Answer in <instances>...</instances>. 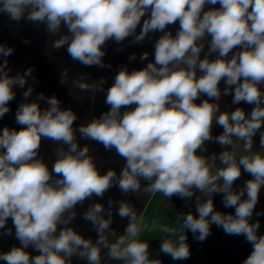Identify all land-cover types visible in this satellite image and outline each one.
<instances>
[{"label": "clouds", "instance_id": "obj_1", "mask_svg": "<svg viewBox=\"0 0 264 264\" xmlns=\"http://www.w3.org/2000/svg\"><path fill=\"white\" fill-rule=\"evenodd\" d=\"M0 15L17 25H43L54 38L50 50L65 49L74 63L102 69L112 68L104 61L109 42L123 51L129 38L138 44L151 40L150 33H161L153 45L154 59L144 51L139 59L146 65L131 71L120 66L106 89L105 77L91 80L83 72L71 77L70 68L61 70V84L71 82L93 100L102 92L108 106L78 126V114L63 108L56 95L41 92L30 99L34 69L11 75L8 57L15 48L0 43V119L10 111L14 89H24L15 112L20 127L0 128V237H12L14 229L19 241L0 251V261L163 264L152 256L149 242L139 238L148 226L128 200L109 196L106 205L93 202L78 212L86 201L103 200L115 187L126 197L160 193L187 203L195 198L198 215L176 214L178 227L152 222V231L164 234L159 252L172 260L190 258L187 231L204 242L214 224L251 245L242 264H264V234L259 220L253 222L254 213L264 214L255 211L264 188V151H253L257 134L264 150V0H0ZM177 22L173 35L169 26ZM136 59L135 53L128 57L129 62ZM228 95L234 105L254 107L250 113L240 107L222 111L219 102ZM214 125L223 129L219 135L212 134ZM234 139L248 155L237 158ZM44 140L57 145L51 167L40 155ZM81 140L114 150L124 161L119 173L111 167L101 173L90 144ZM208 142L223 149L211 155L212 163L204 154ZM242 171L251 178L237 188ZM215 194H223L224 207L234 208V214L215 209ZM114 212L128 221L123 234L112 227ZM78 216L96 233L95 240L73 225Z\"/></svg>", "mask_w": 264, "mask_h": 264}, {"label": "water", "instance_id": "obj_2", "mask_svg": "<svg viewBox=\"0 0 264 264\" xmlns=\"http://www.w3.org/2000/svg\"><path fill=\"white\" fill-rule=\"evenodd\" d=\"M219 5H216L218 7ZM179 28V23L169 26V30L173 35ZM139 31V28L137 29ZM161 33H150L151 40L146 39L144 42L138 44H131V38L126 40L123 51H117L120 45L109 42L105 51L104 57L105 63L112 65L111 69L99 68L96 66L85 67L78 63H74L67 55L65 49L58 51L50 50V41L54 39L49 37L44 32L43 25H33L22 21L19 25L10 22L6 15H0V43H6L10 47L15 48L13 55L8 57L9 67L12 69L11 75H15L17 72H23L27 68L32 67L34 69L33 75L36 78V82L33 85L34 91L31 100H34L36 96L43 92L46 96L56 95L61 100V106L63 108H72L79 116V119L75 122L78 126L81 123H85L93 116H99L102 112L107 111L108 106L104 103V93H97L95 99H91V93L80 92L78 89L71 86V82L68 85L60 83V72L64 67L70 68V76L76 77L80 73L90 74L91 80H98L101 77H105L107 83L105 89L113 83V78L120 66L127 65L129 71L133 69L143 68L148 61H141L139 56L144 52H149V60L154 59V42L159 38ZM24 38H28L30 43L24 44L22 41ZM210 39V38H209ZM207 51V47L205 48ZM135 53L137 59L129 62L128 57ZM204 53H201L203 58ZM210 58H215L213 54ZM201 73H197L199 76ZM29 84H32L31 78H29ZM224 86V82L221 81L220 87ZM16 98L10 102V111L2 119H0V128L4 126L19 128L20 126L15 123V112L20 102H22V93L24 89L15 88ZM41 108L45 107L43 102H40ZM79 138V134H78ZM81 145L88 143L91 146V152L96 159V163L101 173L107 171L108 168H114L117 173L121 170L124 161L115 154V151H105L102 145L93 141L81 140ZM57 147L51 141H42V147L40 155L49 163L51 167L52 162L55 159L54 149ZM111 196L114 200H128L137 209L140 219L143 217L150 201L154 194H132L124 196L117 188L113 187L107 192L103 200L93 198L90 201H86L83 206L78 207V212H83L87 208L89 203L100 202L106 205L108 197ZM128 221L127 219H121L119 216H113L112 227L117 230L119 234H123ZM73 225L81 232L86 238L91 237L96 239V233L91 230V226L81 219L79 216ZM11 220L8 222V227H11ZM19 246V241L14 238V229L12 237H0V251H8L13 246ZM32 255H36L33 249H27ZM108 261V260H107ZM106 261V263H107ZM0 264L4 262L0 261ZM74 264H85L84 261L75 260Z\"/></svg>", "mask_w": 264, "mask_h": 264}, {"label": "flooded vegetation", "instance_id": "obj_3", "mask_svg": "<svg viewBox=\"0 0 264 264\" xmlns=\"http://www.w3.org/2000/svg\"><path fill=\"white\" fill-rule=\"evenodd\" d=\"M224 86H221L223 89ZM206 97H201L205 99ZM200 101H197L199 103ZM220 108L222 111H232L237 107L243 108L246 112H251L254 105H249L241 102L239 105L232 104V96H222L220 100ZM223 129L214 125L212 128V134L214 136L219 135ZM235 148L232 149L237 154V158L240 155H248L243 151V143L241 141H236L234 139ZM259 135L254 138V148L253 151H264L259 149ZM223 149L218 143L208 142L207 151L204 153L209 158V163L211 161V155L216 153L217 155ZM216 168L221 165L219 160L215 161ZM249 174L242 171L241 177L235 182V187L240 188L244 185L245 181L250 179ZM154 196L157 199V204L159 208L162 209L170 220L175 221L176 214L192 212L194 215H198L195 209V198L187 203L179 197L173 196L170 200L165 199L162 194L156 193ZM153 196V197H154ZM223 194H215L213 197L214 206L217 211L222 213L234 214V208H225L222 203ZM153 199V198H152ZM152 201V200H151ZM150 201V202H151ZM256 212L264 213V188L261 189L259 196V203L256 205ZM144 217V215H143ZM142 217V218H143ZM259 220L260 222V233L264 234V214L256 216L253 215V222ZM178 227V225H176ZM187 242L190 246V258L184 260L185 264H242L243 260L250 254L251 245L245 240L243 236H230L224 233L222 228L216 225L211 226V234L204 242L197 241L190 231H187Z\"/></svg>", "mask_w": 264, "mask_h": 264}, {"label": "trees", "instance_id": "obj_4", "mask_svg": "<svg viewBox=\"0 0 264 264\" xmlns=\"http://www.w3.org/2000/svg\"><path fill=\"white\" fill-rule=\"evenodd\" d=\"M158 221L160 224H168L169 226H175V223L166 217L164 211L159 208V204H157V199L154 196L152 201L149 203L143 217V224L148 227L141 233L140 239L146 240L150 244V251L154 258H159L163 264H185L184 261H174L170 256L164 255L159 252L161 239L163 233L158 231H152V222Z\"/></svg>", "mask_w": 264, "mask_h": 264}, {"label": "rangeland", "instance_id": "obj_5", "mask_svg": "<svg viewBox=\"0 0 264 264\" xmlns=\"http://www.w3.org/2000/svg\"><path fill=\"white\" fill-rule=\"evenodd\" d=\"M140 220H141V222L143 224V218H141ZM106 264H119V262L109 259Z\"/></svg>", "mask_w": 264, "mask_h": 264}]
</instances>
